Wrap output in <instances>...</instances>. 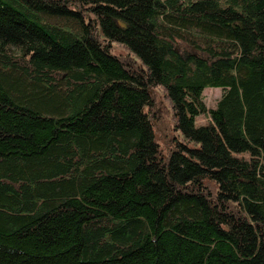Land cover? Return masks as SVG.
<instances>
[{"label": "trees", "instance_id": "obj_1", "mask_svg": "<svg viewBox=\"0 0 264 264\" xmlns=\"http://www.w3.org/2000/svg\"><path fill=\"white\" fill-rule=\"evenodd\" d=\"M0 264H264V0H0Z\"/></svg>", "mask_w": 264, "mask_h": 264}, {"label": "rangeland", "instance_id": "obj_2", "mask_svg": "<svg viewBox=\"0 0 264 264\" xmlns=\"http://www.w3.org/2000/svg\"><path fill=\"white\" fill-rule=\"evenodd\" d=\"M116 50L125 53L126 49H124L121 45H116ZM154 92V108L158 113V120L156 121V130L159 141L164 145L165 139H167V143L171 141V137L173 135L172 124L174 121L173 110L171 107V103L169 102L166 95L163 93L164 90L161 87L155 88ZM223 87L221 86H207L204 89V98L208 105V107H215L217 104L218 98L222 95ZM208 114H199L196 116V124L201 125L208 121ZM166 143V142H165ZM166 152V150H165ZM239 155L248 156V152H240Z\"/></svg>", "mask_w": 264, "mask_h": 264}, {"label": "bare ground", "instance_id": "obj_3", "mask_svg": "<svg viewBox=\"0 0 264 264\" xmlns=\"http://www.w3.org/2000/svg\"><path fill=\"white\" fill-rule=\"evenodd\" d=\"M203 114V113H202ZM157 137V136H156ZM157 139V138H156Z\"/></svg>", "mask_w": 264, "mask_h": 264}]
</instances>
